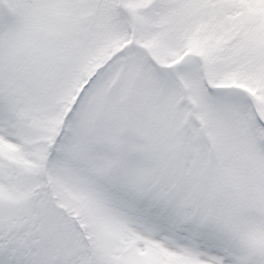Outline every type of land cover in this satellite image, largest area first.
Returning <instances> with one entry per match:
<instances>
[{
  "label": "snow or ice",
  "instance_id": "obj_1",
  "mask_svg": "<svg viewBox=\"0 0 264 264\" xmlns=\"http://www.w3.org/2000/svg\"><path fill=\"white\" fill-rule=\"evenodd\" d=\"M0 264H264V0H0Z\"/></svg>",
  "mask_w": 264,
  "mask_h": 264
}]
</instances>
